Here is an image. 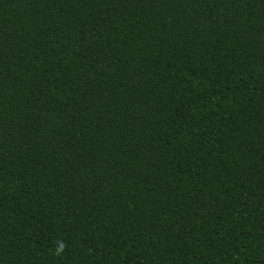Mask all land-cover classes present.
I'll return each instance as SVG.
<instances>
[{
  "label": "trees",
  "instance_id": "16d2710c",
  "mask_svg": "<svg viewBox=\"0 0 264 264\" xmlns=\"http://www.w3.org/2000/svg\"><path fill=\"white\" fill-rule=\"evenodd\" d=\"M0 264H264V0H0Z\"/></svg>",
  "mask_w": 264,
  "mask_h": 264
},
{
  "label": "clouds",
  "instance_id": "9594fccd",
  "mask_svg": "<svg viewBox=\"0 0 264 264\" xmlns=\"http://www.w3.org/2000/svg\"><path fill=\"white\" fill-rule=\"evenodd\" d=\"M64 247H65L64 243L60 242L58 247L56 248V254L59 255L63 251Z\"/></svg>",
  "mask_w": 264,
  "mask_h": 264
}]
</instances>
